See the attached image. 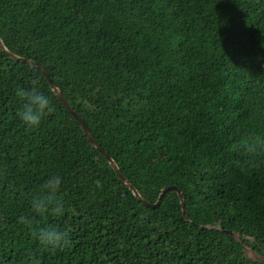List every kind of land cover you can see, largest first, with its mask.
<instances>
[{"label": "trees", "instance_id": "1", "mask_svg": "<svg viewBox=\"0 0 264 264\" xmlns=\"http://www.w3.org/2000/svg\"><path fill=\"white\" fill-rule=\"evenodd\" d=\"M0 36L146 200L177 185L191 219L175 190L139 201L44 74L0 48V264H264L244 250L264 253V0H0ZM34 81L55 110L28 128L16 89ZM51 175L63 214L36 216ZM20 216L70 243L43 247Z\"/></svg>", "mask_w": 264, "mask_h": 264}, {"label": "clouds", "instance_id": "2", "mask_svg": "<svg viewBox=\"0 0 264 264\" xmlns=\"http://www.w3.org/2000/svg\"><path fill=\"white\" fill-rule=\"evenodd\" d=\"M37 82H33L30 89L17 88L16 95L23 101L22 109L17 113L24 125L28 128L38 127L42 119L55 110L50 98L36 87ZM243 147L246 152L258 154L253 144L242 142L236 146ZM62 178L59 175L49 176L41 185L39 192L33 196L31 209L36 216L52 215L59 217L63 214V202L59 198ZM96 187L102 188L100 180L94 181ZM18 224L28 227L32 235L37 237L43 247H64L70 243L69 233L62 231L59 226H40L35 222V216H20Z\"/></svg>", "mask_w": 264, "mask_h": 264}, {"label": "water", "instance_id": "3", "mask_svg": "<svg viewBox=\"0 0 264 264\" xmlns=\"http://www.w3.org/2000/svg\"><path fill=\"white\" fill-rule=\"evenodd\" d=\"M0 48L3 52H5L13 60L25 62L26 64L37 68L38 70H40L44 74V76L48 80L53 92L55 93V95L63 103V105L70 111V113H72L74 115V117L77 119V121L81 124L83 131L86 134L87 138L89 139L90 143L108 160L110 165L114 168V170L118 174L119 178L124 182V184L127 186V188H129L133 192V194L136 196V198L139 201L143 202V204L147 207L157 208L161 205L163 198L165 196V193L170 189L175 190L178 193L179 198H180V203H181L184 218L188 221L191 220L190 216H189L188 208L186 205V198H185L183 191L180 189V187H178L177 185L165 186L162 189V192L159 195V198L155 203H152V202L146 200V198L141 194V192L134 185V183L124 174V172L120 168V165L114 159V157L96 140V138L94 137V135H93L90 127L88 126L86 120L65 98L62 90L59 88V86L57 85L55 80L50 75L49 70L42 63H40L36 60L29 59V58H26L24 56H21V55H18L16 53L12 52L5 45L1 36H0ZM201 227L208 228V229L212 228V226H210V225H201ZM226 232L229 233L230 235H232L239 242H242L241 236L237 232H235L234 230L228 229V230H226ZM244 250H245L246 257H248L249 259L256 261V262H264V253H260L257 250H255L253 247H250L248 245H244Z\"/></svg>", "mask_w": 264, "mask_h": 264}]
</instances>
